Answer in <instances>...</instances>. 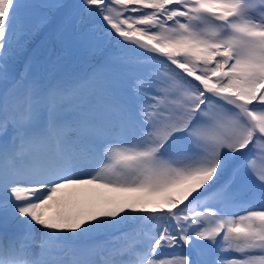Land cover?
I'll return each instance as SVG.
<instances>
[{
	"label": "snow or ice",
	"instance_id": "1",
	"mask_svg": "<svg viewBox=\"0 0 264 264\" xmlns=\"http://www.w3.org/2000/svg\"><path fill=\"white\" fill-rule=\"evenodd\" d=\"M0 137V264H264V0H0Z\"/></svg>",
	"mask_w": 264,
	"mask_h": 264
},
{
	"label": "rangeland",
	"instance_id": "2",
	"mask_svg": "<svg viewBox=\"0 0 264 264\" xmlns=\"http://www.w3.org/2000/svg\"><path fill=\"white\" fill-rule=\"evenodd\" d=\"M44 35L46 34H41L39 37L36 39V43L38 44L43 38ZM42 36V37H41ZM41 37V38H40ZM80 56L78 55V60L76 63L70 62L71 56L65 61L63 67L61 68L62 72H73L76 69V66L79 65L80 68H84L88 65H91V60L93 59L94 64H96L99 60V57L96 55H91L87 52H78ZM82 56V57H81ZM18 70L20 69V65L17 66ZM0 139H3L0 137Z\"/></svg>",
	"mask_w": 264,
	"mask_h": 264
},
{
	"label": "trees",
	"instance_id": "3",
	"mask_svg": "<svg viewBox=\"0 0 264 264\" xmlns=\"http://www.w3.org/2000/svg\"><path fill=\"white\" fill-rule=\"evenodd\" d=\"M42 37V36H41ZM40 37V38H41ZM40 43V42H39ZM38 43V44H39ZM78 55L80 56V54L79 53H73L72 55H71V58H70V62H74V63H76L77 62V60H78ZM82 57V56H81ZM22 67V65H20V68ZM74 72H76V73H79V72H84V69L83 68H80V66L79 65H77L76 66V69L74 70Z\"/></svg>",
	"mask_w": 264,
	"mask_h": 264
}]
</instances>
